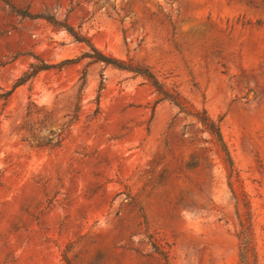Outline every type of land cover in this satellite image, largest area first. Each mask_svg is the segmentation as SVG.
Instances as JSON below:
<instances>
[{
    "label": "rangeland",
    "instance_id": "374dc122",
    "mask_svg": "<svg viewBox=\"0 0 264 264\" xmlns=\"http://www.w3.org/2000/svg\"><path fill=\"white\" fill-rule=\"evenodd\" d=\"M89 44L221 120L264 264V0H0V264H240L209 136Z\"/></svg>",
    "mask_w": 264,
    "mask_h": 264
},
{
    "label": "trees",
    "instance_id": "16d2710c",
    "mask_svg": "<svg viewBox=\"0 0 264 264\" xmlns=\"http://www.w3.org/2000/svg\"><path fill=\"white\" fill-rule=\"evenodd\" d=\"M69 32L77 40L83 41L78 35H76V33H74V31H72V29H69ZM89 47L91 51H86L85 53H83V57H89L95 61H100L107 65H112L120 69L134 72L137 75L144 76L161 95V99L169 100L171 103L178 107L181 113L185 114L186 116L194 117L196 120V124L199 125V130L209 136L210 141L213 143L216 149V153L221 158L224 164V168L227 173L228 183L236 200V208L238 210L241 228L238 235L240 240V264H256L257 259L254 242V228L251 203L249 199H247V196L243 191H237L235 189V184L240 185L241 179L239 171L235 166V162L232 157L229 145L224 138L220 123L221 120L213 118L208 114L206 110H196L192 108L187 102V100L179 92L170 91L169 89H167L165 85L156 77V75L148 68L142 67L140 65H134L133 63L127 62L123 59L106 54L93 45L89 44ZM66 62H70V59ZM44 68L48 67H39L38 70ZM33 75L34 73L32 72L27 73L24 77L19 80L17 84L25 82L26 80H28V78L32 77ZM84 84V82L81 84V90L83 89ZM198 165L199 164L195 166ZM189 166L192 167L194 165L190 163ZM241 207L243 209L242 214L239 212V209Z\"/></svg>",
    "mask_w": 264,
    "mask_h": 264
}]
</instances>
